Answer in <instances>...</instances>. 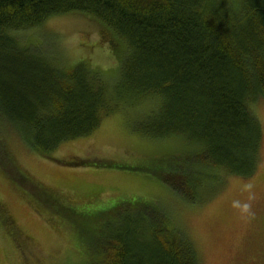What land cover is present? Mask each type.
Returning <instances> with one entry per match:
<instances>
[{
  "label": "trees",
  "instance_id": "obj_1",
  "mask_svg": "<svg viewBox=\"0 0 264 264\" xmlns=\"http://www.w3.org/2000/svg\"><path fill=\"white\" fill-rule=\"evenodd\" d=\"M64 14L99 22L101 43L119 58L111 85L85 63L62 67L30 53L12 35ZM127 100L153 105L137 130L181 143V170L166 167L163 180L178 194L215 170L252 176L262 140L251 108L264 100V0H0V169L10 166L4 127L48 157ZM110 213L93 264H198L160 208L136 203Z\"/></svg>",
  "mask_w": 264,
  "mask_h": 264
},
{
  "label": "rangeland",
  "instance_id": "obj_2",
  "mask_svg": "<svg viewBox=\"0 0 264 264\" xmlns=\"http://www.w3.org/2000/svg\"><path fill=\"white\" fill-rule=\"evenodd\" d=\"M58 16L12 35L30 53L62 67L85 63L111 85L119 58L101 43L99 22L81 14ZM118 104L92 134L61 144L48 157L3 128L10 166L0 169V206L17 236L0 218V264H93L95 238L114 222L112 209L136 203L160 208L189 239L198 264H264V100L251 108L262 130L254 174L215 170L198 188L183 186L179 194L163 181L170 176L166 167L181 170L178 138L150 139L137 130L153 107L149 100ZM22 175L27 180L19 182L15 177Z\"/></svg>",
  "mask_w": 264,
  "mask_h": 264
},
{
  "label": "flooded vegetation",
  "instance_id": "obj_3",
  "mask_svg": "<svg viewBox=\"0 0 264 264\" xmlns=\"http://www.w3.org/2000/svg\"><path fill=\"white\" fill-rule=\"evenodd\" d=\"M0 218H1V223L7 227L9 232L16 238L17 234V228L15 227L13 220L9 216L7 212H5L1 206H0Z\"/></svg>",
  "mask_w": 264,
  "mask_h": 264
}]
</instances>
